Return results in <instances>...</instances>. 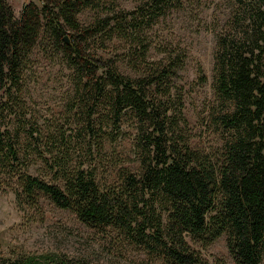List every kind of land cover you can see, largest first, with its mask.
Here are the masks:
<instances>
[{
  "label": "trees",
  "instance_id": "1",
  "mask_svg": "<svg viewBox=\"0 0 264 264\" xmlns=\"http://www.w3.org/2000/svg\"><path fill=\"white\" fill-rule=\"evenodd\" d=\"M7 1L0 0V89L5 98L43 31L53 44L63 43L68 61L102 82L96 92L101 99L108 97L116 126L128 115L137 123L132 135L137 173L120 169L118 181L105 186L89 171L65 172L57 160L61 186L28 175L9 131L1 129L0 172L13 182L9 191L18 210L34 211L40 219L38 202L44 197L82 225L136 237V244L165 264H207L196 248L205 249L219 237L233 264H264V0H256L251 13L247 8L251 33L234 45H222L216 91L230 109L215 121L227 137L214 155L190 148L180 99L172 108L168 93L157 102L146 88L157 92L169 83L182 66L180 59L170 58L140 79L122 77L83 55L63 32V27L78 31L76 15L100 0H40V7L25 2L17 18ZM105 83L110 89L103 93ZM9 264L86 263L45 253Z\"/></svg>",
  "mask_w": 264,
  "mask_h": 264
},
{
  "label": "rangeland",
  "instance_id": "2",
  "mask_svg": "<svg viewBox=\"0 0 264 264\" xmlns=\"http://www.w3.org/2000/svg\"><path fill=\"white\" fill-rule=\"evenodd\" d=\"M242 1L100 0L76 15L78 31L63 27V32L70 45L95 64L129 79L145 77L170 58L180 59L182 66L169 83L157 92L146 88L157 102L168 93L172 108L180 99L190 148L214 155L227 137L215 121L230 109L216 91L222 45H234L251 33L250 7L256 0ZM7 2L14 18L25 2L40 7V0ZM63 46L40 31L9 96L5 98L0 89V130L9 131L21 165L32 177L61 186L57 160L65 172L82 169L91 172L100 186L114 184L120 169L138 171L132 143L136 120L128 115L119 125L113 123L108 97L101 99L96 92L102 82L81 64L68 61ZM261 59L264 65V53ZM104 87L103 93L110 89L106 83ZM12 183L0 172V264L45 253L86 264H165L149 248L136 244V237L82 225L44 197L38 202L40 219L34 211H19L9 191ZM196 249L207 264H233L224 237Z\"/></svg>",
  "mask_w": 264,
  "mask_h": 264
},
{
  "label": "water",
  "instance_id": "3",
  "mask_svg": "<svg viewBox=\"0 0 264 264\" xmlns=\"http://www.w3.org/2000/svg\"><path fill=\"white\" fill-rule=\"evenodd\" d=\"M63 41H64V43H65L66 45L68 44L67 37H63Z\"/></svg>",
  "mask_w": 264,
  "mask_h": 264
}]
</instances>
